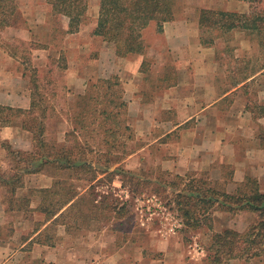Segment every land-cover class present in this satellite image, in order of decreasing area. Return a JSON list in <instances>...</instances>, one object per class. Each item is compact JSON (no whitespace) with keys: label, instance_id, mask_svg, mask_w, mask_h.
I'll return each mask as SVG.
<instances>
[{"label":"crops","instance_id":"obj_1","mask_svg":"<svg viewBox=\"0 0 264 264\" xmlns=\"http://www.w3.org/2000/svg\"><path fill=\"white\" fill-rule=\"evenodd\" d=\"M35 2L37 1L32 0L29 2L28 6L31 10L36 7ZM38 2L43 8L47 7V10L49 8L50 13V7L47 5L46 0H39ZM188 2L189 5H193L196 8L194 10L197 12L200 9L228 12L240 16L241 20H243L242 16L246 15L245 18H248L251 15V20L255 21L253 13L256 8L253 6L254 2L252 0H188ZM255 3L258 4V2ZM98 9L99 0H89L84 18L89 16L93 23L91 24V31L88 37H83L86 32L82 30L85 25L84 20L77 33L62 34L63 38L69 42L70 47L72 40H80L79 46L76 45L77 48L75 47V49H77V56L84 59L88 58L89 50L94 48L98 41L104 43L100 37L91 35L96 25ZM20 10L27 12L25 9ZM262 11L264 12V6H262ZM40 13L42 14V12ZM24 20L28 23L31 31V21L35 25H39V22L44 21L41 20V15L37 12H34V16L31 19L24 18ZM258 23L259 25L255 26L257 29L236 31L234 33L226 32L222 33L225 37L219 36L217 38L219 39L218 41L225 38L228 40L230 35L237 42L234 57L231 56V53L224 54V56L227 55L228 60L225 66L222 63L218 65L214 61L212 50L201 48L199 36L197 35V27H199L198 16L195 17L190 14L186 20L175 19L165 23L162 33H160L161 35L156 32L154 23H150L141 33L143 42L149 37L159 40V46H157L159 55L173 54L178 51V57L187 55L192 60L189 67L182 68V70L179 67L175 69L177 79L168 85V89H171L173 94L175 90L177 91L174 99L171 98L170 100L174 105L178 104L176 105L177 107L174 106L177 117L171 115V120H161L163 121L161 124L167 123L166 128L154 140L156 142L161 138H165L177 132L176 130L183 125L188 124V128L183 132L178 143H181L183 135L187 134L189 145L179 148L177 144L175 146L173 143L169 146L165 144L167 146L166 150L164 149L165 152L171 149L172 155H165L164 165L171 171L179 172L178 166L182 162L187 161L186 171L206 172L210 177L209 179L221 183L224 191L228 194H233L238 185L247 178L258 181V184L261 185V192H264V114H259L260 107L264 106V13L260 16ZM252 26H254V23H252ZM22 32V29L13 27L3 30V34H11L13 37L19 36ZM50 32L51 37H48V41L41 43L43 46H40L39 50H35L31 54V57H33L31 59L32 69L39 68L34 63L36 53L41 56V61H38V63H43L38 70H48L49 66L52 65L51 61L54 62L56 61L55 59L58 60L64 55L66 48L63 49L59 45L50 43V39L53 38V31ZM256 33H259V35L257 36ZM160 40L166 41V44L161 43ZM250 41H252L251 44ZM86 44L89 45L90 49ZM54 47H58V51ZM144 56L145 54L131 56L129 57L131 59L126 60V64L129 62V65L123 71L122 78L125 81H130L134 77L135 74L133 75L132 71L136 72L138 70L142 62L141 57ZM232 59L233 62L231 63ZM133 61L135 62V64L133 63L134 65L131 63ZM19 66L20 64H18L17 60L0 48V105L28 110L31 103L30 86L26 77L19 71L21 70ZM110 67L104 68L99 64L93 66L94 73L92 78H85L86 75L84 74L81 77L75 75L70 80L72 83L71 87L78 91L76 92L77 94H83L89 82H96L99 79L109 77L110 73L107 75H103V73L108 70L112 72ZM126 70L129 71L127 72ZM99 72L100 74H98ZM180 73H186V77L181 80L178 79V74ZM135 82L137 83V81ZM181 88L186 89L185 94L181 92ZM68 90H71V88L68 87ZM161 97L159 96L158 98ZM131 104L137 105L139 109L143 108L144 104L137 98L132 99V102L128 104L129 111H127V116L130 120L126 123H128L129 127L131 126L129 123L135 125V133L138 136L143 132L141 130L139 132L137 128L144 127L147 129L148 123L144 121L141 126L142 121L136 122V124L132 122L133 112L129 114ZM58 113L59 111L52 107L51 114L46 116V121L62 119V116ZM248 134L252 136L250 139L247 136ZM245 136L247 137L246 139ZM251 139L254 140L250 143ZM162 142L165 143V141ZM32 146V135L28 131L21 129L19 126L0 128V168L3 169L5 166H9V163L11 164L9 167L13 168L12 162L8 159L6 147H9L11 151L30 152ZM146 148L147 145L137 151V153L145 151ZM185 156L188 159H185ZM35 175L38 174L23 176L22 190L29 189L28 181L31 180L29 178ZM54 182L52 178L48 177L44 179L43 186H39V188L41 190L50 189ZM5 194V190L0 187V264H82L83 260L75 258L65 247V243L69 240L68 232L66 229L64 231L66 225H60L63 231L62 233L60 232V237L57 240L58 244L60 243L59 245L56 241L53 243L49 237L42 234L47 230L46 227L50 222L43 224L39 229H31L30 225L42 223L43 218L39 214L34 213V215L40 216V220L37 217L29 220L24 215H30L39 204L40 199L38 201L37 197L28 195L27 192L16 193V196H22L30 201L29 211H11L4 201ZM81 195H83V192L79 193V196ZM224 215L220 213L218 216L224 217ZM252 223L253 216L250 213L239 212L235 215L224 217L219 222V227L214 223V233L224 229L243 233ZM170 242L172 243L168 248V241L158 242V251L162 254V258L156 257L150 261V264H187L189 262L187 257L192 252H184L174 239ZM255 262L264 264V256L247 261L234 260L230 264H256ZM192 264H202V261L197 260Z\"/></svg>","mask_w":264,"mask_h":264},{"label":"rangeland","instance_id":"obj_2","mask_svg":"<svg viewBox=\"0 0 264 264\" xmlns=\"http://www.w3.org/2000/svg\"><path fill=\"white\" fill-rule=\"evenodd\" d=\"M31 1L32 0H15L20 13L19 18L21 23L13 28L22 29L23 32L19 36L13 37L11 34H3V29L0 32V48L17 60L18 64H20L19 68H21L19 71L24 73L28 83L34 72L32 70L36 71L38 84L45 88L43 93L46 95V105L48 102L49 106H47L49 110L46 114H51L50 108L55 107L60 113L58 114L62 116V119H51L45 122V141L56 145L68 144V147L72 145L71 138L69 139L70 142L67 140L65 141V133L69 129H72L66 114L69 112V107L74 103V95L80 94H77L76 92L78 91L71 87L72 83L70 80L75 77V75L81 77L83 74L86 75L85 78H92L94 73L92 67L98 64L104 68L111 66L110 70H112V72L108 70L104 72L103 75L110 73L109 77H116L118 79L123 99L126 102V112L124 115L126 122L130 120L127 116V111H129L128 104L132 102V99L137 98L144 105L142 106L143 108L140 109L137 105H130L129 114L133 112L132 122L136 124V122L142 121V126L145 121L148 123V127L147 129L144 127L137 128L139 132L140 130L143 132L141 134L142 136H137L135 133V125L129 123V125L132 126H130V135L132 136L129 140H124L126 146L123 150L124 152L128 151V154L124 155L125 153L122 150L116 152L117 157H121L122 160L117 162V164H112L111 162L108 168L110 172L120 165L126 170L136 171L139 179H134L132 181L128 180V183L122 184L117 177L109 181V179L102 178L103 175L99 174L96 179L89 181L90 175L86 172H83L84 175L80 174L79 179H70L69 177L75 178L77 176H72V174L69 176L68 173L62 174L61 177H58L59 179H55L52 177L53 171L47 169L44 173L30 177L29 179L32 181H28L29 189H18L17 193L27 192L28 195L37 197L39 201V191L41 190L39 186H43L44 179L50 177L53 182L61 180L65 185H72L78 193L83 192L81 196L84 197V199L88 197V191L92 190L96 201L99 202L97 205L106 204L109 207H115L112 214H106L108 218H106L103 213L97 220H86L81 216L80 210L78 213L79 219L76 222H74V220L72 222V219L68 217L63 220L66 224L64 231L66 229L69 237V240L65 243V247L75 258L83 260L82 264H150V261L154 258H162V254L158 251V242L168 241V248L171 246L172 242L170 241H172V239L177 241V245L180 246L184 252H192L190 256L187 257L189 261L187 264H192L197 260H201L202 264H204L203 260L206 255L205 249L209 244L211 234L214 233L213 224L215 223V225L219 227V222L229 214L218 210L216 205L211 207L208 204H198L197 208H195V204L188 201L191 205L188 204L187 206L186 200L176 198V195H178L180 191H183L182 185L188 184L189 181L199 182V185H202V189L214 186L215 189L224 190V187L221 183L209 179L210 177L206 172L186 171L187 161L184 162L185 164L182 162L181 165L178 166L179 172L174 170L171 171V169H167V166L164 165L165 155H172L171 149L165 152L167 148L165 144L168 146L172 143L174 146L177 144L179 148L189 145L187 134H184L183 141L178 143L183 132L188 128V124L177 129V132L167 137L164 136L165 138H161L156 142L154 141L160 136L161 131L163 133L166 128L167 123L161 124V122H163L161 120L165 119V121H169L171 120V115L176 116L174 106L178 104L174 105L170 100L171 98L174 99L177 91L175 90L173 94V92L171 93V89H168V85L172 84L177 79L175 69L179 67L182 70V68L189 67L192 62L191 58L189 59L187 55H180V57H178V51L174 52V55L164 54L161 56L157 53L159 40H155L154 37H149L144 41L146 53L144 57H141V66L136 72L132 71V74L135 75L130 81H125V79L122 78L123 71L127 68V65H129V62L126 64V60L131 58L116 57L113 48L100 41L96 43L94 48H91L93 50L86 44L90 49L87 59L77 56V49H75V47L76 45L79 46L80 40H72L70 47L69 42H67L62 35L66 30L67 19L51 15L49 13V8L47 10V7L43 8L42 5H39V0H36V7L31 10L28 6ZM181 3L182 9L178 14L177 20H186L187 16L190 14L197 17V11L194 10L196 8L193 5H189L188 0H181ZM261 5L264 6V0H261L258 4L255 2L253 4L256 8L254 13L259 16L264 13ZM20 9H25L27 12H22ZM34 12L39 13L41 15V20L44 21L39 22V25H35L33 21H31V31L24 18L31 19V17L34 16ZM40 12H42L43 15ZM84 22L85 25L82 30L86 32L83 34V37H88L93 21L91 22V18L86 16ZM257 24L259 25L258 22ZM197 28V35L199 36L198 39L201 43V48L212 50V58H214V61L218 65L222 63V65L225 66L228 60L227 55L224 56V54L231 53L232 57L235 55L234 51L237 47V42L234 37L229 35L228 40L225 38L224 40L218 41L219 39L217 38H219V36L225 37V35L213 30ZM50 31H53V38L50 39V43L52 42L53 44L59 45V47H63V49L66 48L62 56L65 69H61L63 66L59 62V59H55L56 61H51L52 65L49 66L48 70H38L42 67L43 63H38V61H41V56L37 53L34 56V63H36L39 68L32 69L31 59H33V57H31V54L33 51L39 50L37 46H43L41 43L48 41L51 37ZM256 35L258 36L259 33H256ZM240 41L241 40H239V42ZM160 42L166 44V41L160 40ZM160 42L159 44H161ZM251 43L252 41H250V44ZM54 48L57 51L59 49L58 47ZM199 53L201 52L199 51ZM42 59L44 58L42 57ZM232 62L233 59L231 63ZM131 63L132 65L135 64L134 61ZM83 69H85V72ZM126 71L128 72L129 70ZM98 74H100V72ZM185 77L186 73L178 74V79L180 80ZM135 81H137V83ZM68 87L71 88V90H68ZM180 90L185 94L186 89L181 88ZM159 96L162 97L158 98ZM92 129H95V127ZM92 129L88 131H92ZM146 132L147 134H145ZM84 134L86 133H82V135L79 136L82 137ZM143 134L145 135L143 136ZM126 135H129V132L126 133ZM247 136L249 139L252 137L251 134ZM246 138L245 136V139ZM253 140L254 139H251L250 143ZM162 141H165V143ZM145 145H147L145 151L137 153V151ZM84 147L86 149V146ZM98 149L99 147L96 148V150ZM98 151H100V149ZM98 151L94 156L87 153V159L91 160L93 163L96 162L97 167L107 165L104 158L95 156L101 153ZM185 159L188 158L185 156ZM10 165L9 163V166ZM9 166L0 169L9 175L12 173V168ZM162 172L169 173L170 176H163L160 174ZM186 174H191L190 176L194 179H183L182 181L174 179L175 175L184 176ZM175 183L180 186L177 187ZM257 183L259 182L257 181ZM137 185L139 186L137 187ZM258 185L260 188L261 185ZM131 190L134 192H131ZM186 194L187 193L184 192L182 195ZM178 201L181 202L185 209L189 207L190 210L196 212L195 218L198 219L199 223L195 225L196 228H193L195 230L190 229L192 227L187 228V225L184 224L185 220L181 212L178 211ZM86 211L87 210H84L83 212ZM114 211L117 215L114 214ZM88 213H91V211L88 210ZM220 213L223 215L225 214L224 217L218 216ZM24 216L29 220H33L36 217L40 220V216L42 215L37 216L31 213L30 215ZM35 224L30 225L32 230L35 228ZM62 231L63 229L60 225H54L48 226L47 230L42 234L49 237L53 243L56 241L58 244L57 240ZM199 248L202 251L201 254H197L196 252ZM144 261H146V263H144ZM255 263L257 264V262Z\"/></svg>","mask_w":264,"mask_h":264},{"label":"trees","instance_id":"obj_3","mask_svg":"<svg viewBox=\"0 0 264 264\" xmlns=\"http://www.w3.org/2000/svg\"><path fill=\"white\" fill-rule=\"evenodd\" d=\"M252 1L260 3L261 0ZM46 3L50 7L51 15L67 19L64 35L79 31L87 11V0H46ZM181 9V0H99L98 17L91 35L100 37L106 45L113 48L118 58L144 55L146 47L141 37L142 31L150 23H154L156 32L162 33L163 25L177 19ZM197 14L199 28L220 34L257 29L255 26L260 20V16L255 13H253L255 21L251 20V15L248 16L249 19L244 15L241 20L236 14L222 11L200 9ZM19 17L15 0H0V32L5 28L20 25ZM59 62L63 66L61 69H65L62 57ZM32 71L34 72L29 80L31 91L29 109H14L0 105V128L19 126L32 135L33 145L30 152L11 151L9 147L5 148L13 168L9 175L0 169V187L5 190L4 201L9 210L29 211L30 201L16 196L18 189L22 188V178L29 174L44 173L47 169L53 171L52 177L55 179H59L58 177L65 173L77 176L69 177L70 179H79L83 172L89 173V181L96 179L99 174L109 181L117 177L122 184L139 179L136 171L126 170L120 165L113 171L108 170L111 162L117 164L122 160L121 157H117L116 152L123 151L126 146L124 140H129L132 136L124 117L126 102L118 79L116 77L99 79L89 83L83 94L74 95V103L66 114L72 127L65 133V141L70 142L69 139H72V145L68 147V144L56 145L45 141L46 112L49 106L48 102L46 105L47 99L43 93L45 88L38 84L36 71ZM259 114H264V106L260 107ZM94 127L95 129H92ZM89 129L92 131H88ZM128 132L129 135H126ZM82 133L86 134L80 137ZM96 146L100 151L96 150ZM97 151L101 153L95 156L104 158L107 165L97 167L96 162L87 159V153L94 156ZM124 153L127 155L128 151ZM160 174L170 176L165 172ZM190 175H175L174 179L179 181L194 179ZM182 186L183 191H180L176 198L186 200L187 206L191 205V202L195 204V208L198 204H208L211 207L216 205L218 210L229 215L248 212L253 216V223L243 233L230 229L212 233L205 249L204 264H230L234 260L247 261L264 256V192H261L256 180L244 179L233 194L215 189L214 186L202 189V185L194 181ZM182 192L187 194L182 195ZM39 193L40 202L31 213L42 215L43 222L35 224V229H39L47 222H50L48 226L66 225L63 220L67 217L76 222L80 210L81 216L86 220H97L103 213L108 218L106 214H112L115 208L106 204L97 205L99 202L96 201L92 190L88 191V197L84 199L72 185H65L61 180H56L52 188L42 189ZM177 207L187 228L192 227L190 229L195 230L193 228L199 223L195 218L196 212L189 207L185 209L180 201L177 202ZM84 210L87 211L83 212ZM88 210L91 213H88Z\"/></svg>","mask_w":264,"mask_h":264},{"label":"built area","instance_id":"obj_4","mask_svg":"<svg viewBox=\"0 0 264 264\" xmlns=\"http://www.w3.org/2000/svg\"><path fill=\"white\" fill-rule=\"evenodd\" d=\"M196 252H197V254H201L202 253L200 248Z\"/></svg>","mask_w":264,"mask_h":264}]
</instances>
